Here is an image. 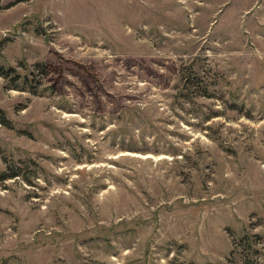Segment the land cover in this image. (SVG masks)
Masks as SVG:
<instances>
[{"label":"rangeland","instance_id":"374dc122","mask_svg":"<svg viewBox=\"0 0 264 264\" xmlns=\"http://www.w3.org/2000/svg\"><path fill=\"white\" fill-rule=\"evenodd\" d=\"M0 264H264V0H0Z\"/></svg>","mask_w":264,"mask_h":264}]
</instances>
